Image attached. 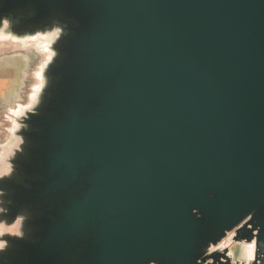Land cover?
I'll list each match as a JSON object with an SVG mask.
<instances>
[{
	"label": "water",
	"instance_id": "water-1",
	"mask_svg": "<svg viewBox=\"0 0 264 264\" xmlns=\"http://www.w3.org/2000/svg\"><path fill=\"white\" fill-rule=\"evenodd\" d=\"M41 37L31 103L0 68V264H264V0H0Z\"/></svg>",
	"mask_w": 264,
	"mask_h": 264
},
{
	"label": "rangeland",
	"instance_id": "rangeland-1",
	"mask_svg": "<svg viewBox=\"0 0 264 264\" xmlns=\"http://www.w3.org/2000/svg\"><path fill=\"white\" fill-rule=\"evenodd\" d=\"M49 43L50 39L48 37H41L36 41L28 43V45H13L11 41L0 42V49L4 51L0 53V68L13 66L15 62L11 59L14 58L22 64L21 67H24L22 68L24 69V72H21L20 70L17 72L20 79L21 76L22 78L24 76V89L23 93H21L22 97H20L18 103L28 104L33 100L36 88L40 85L41 69L44 67L46 61L51 55V52L49 50L47 51L45 48V45H48ZM13 46H16L17 48H13ZM27 54L29 57H27ZM0 73L4 74V71L0 70ZM12 76L15 77L14 73H12ZM1 86H3L2 83H0V87ZM10 94H12V91L9 92V95Z\"/></svg>",
	"mask_w": 264,
	"mask_h": 264
},
{
	"label": "crops",
	"instance_id": "crops-1",
	"mask_svg": "<svg viewBox=\"0 0 264 264\" xmlns=\"http://www.w3.org/2000/svg\"><path fill=\"white\" fill-rule=\"evenodd\" d=\"M1 95H2V93L0 92V110H1L2 105L6 103V101L1 97ZM0 116H1V114H0ZM0 127H1V121H0Z\"/></svg>",
	"mask_w": 264,
	"mask_h": 264
},
{
	"label": "bare ground",
	"instance_id": "bare-ground-1",
	"mask_svg": "<svg viewBox=\"0 0 264 264\" xmlns=\"http://www.w3.org/2000/svg\"><path fill=\"white\" fill-rule=\"evenodd\" d=\"M3 84V83H2ZM4 85V84H3ZM1 87H3V86H1Z\"/></svg>",
	"mask_w": 264,
	"mask_h": 264
}]
</instances>
